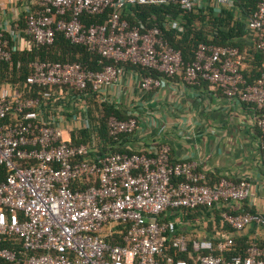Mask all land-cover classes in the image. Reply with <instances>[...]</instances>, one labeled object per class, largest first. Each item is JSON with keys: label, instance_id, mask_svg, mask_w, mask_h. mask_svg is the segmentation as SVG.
I'll list each match as a JSON object with an SVG mask.
<instances>
[{"label": "built area", "instance_id": "obj_1", "mask_svg": "<svg viewBox=\"0 0 264 264\" xmlns=\"http://www.w3.org/2000/svg\"><path fill=\"white\" fill-rule=\"evenodd\" d=\"M206 1L228 9L237 2L36 0L37 8L26 11V28H14L18 36L25 34L20 51L50 46L61 33L71 44L115 64L159 73L141 76L138 87L143 92L166 89L178 76L188 86L205 81L225 97L253 106L264 160V61L252 84L243 74L244 57L237 47L201 44L195 60L185 63L164 38V30L184 31L180 19L168 17L149 26L135 14L147 5L192 12ZM106 13L102 23L86 20ZM245 25L254 47L264 54V2ZM16 51L0 26V65L10 62ZM29 67L32 73L22 85L0 87V166L6 169L0 180V242L8 239L22 246L20 251L0 246V264L15 262L19 254L25 264H264V245L256 241L249 242L244 254L224 256L236 235L254 224L264 227L262 214L226 210L254 197L250 180L222 178L210 185L193 163L172 162L167 145L147 156L98 154L84 143H72L71 132L63 127L66 112L78 111L72 121L91 129L84 111L87 99L119 85L126 74L123 67L108 64L95 72L79 62L49 61ZM107 128L111 138L132 135L138 119L112 115ZM197 208L218 209L231 231L201 239L179 231L177 212Z\"/></svg>", "mask_w": 264, "mask_h": 264}, {"label": "crops", "instance_id": "obj_2", "mask_svg": "<svg viewBox=\"0 0 264 264\" xmlns=\"http://www.w3.org/2000/svg\"><path fill=\"white\" fill-rule=\"evenodd\" d=\"M35 2L33 0L29 7L33 8ZM201 9L207 11V4ZM229 10L238 18L235 9ZM2 12L0 26L5 30L10 47L19 52L23 33L18 36L14 27L25 12H17L14 20L10 16H2ZM11 21L14 22L13 26ZM254 42L250 34L241 39L245 56L248 55L244 63L246 72L255 66L251 51L254 50ZM125 70L126 74L119 85L87 99V109L84 111L88 116L89 109H95V104H105L116 108L126 118L136 117V132L125 136L119 146L124 152L153 156L161 145H167L171 149L172 161L193 163L197 171L206 175L210 185L226 177L233 181L250 180L254 183V197L240 205L232 203L231 206L264 215V160L259 151L260 135L254 121V107L225 97L207 82L188 86L180 77L171 79L166 89L143 92L138 87L141 74ZM7 83L10 84L4 82L0 87ZM95 114L98 116V111ZM76 115L79 114L75 110L66 112L67 121L65 119L63 127L71 132V138L77 133L80 140L86 141L82 143L94 151H101L105 142L96 134L95 138L94 135L83 137L85 128L72 121ZM174 218L178 220V230L192 238H210L223 228L220 213L217 220L211 210L209 213L203 210L178 211ZM224 229L228 230L227 226ZM236 237L264 243V227L251 225Z\"/></svg>", "mask_w": 264, "mask_h": 264}, {"label": "trees", "instance_id": "obj_3", "mask_svg": "<svg viewBox=\"0 0 264 264\" xmlns=\"http://www.w3.org/2000/svg\"><path fill=\"white\" fill-rule=\"evenodd\" d=\"M260 2H264V0H237L234 9L240 13L239 15H242V17L238 18L233 14V11L222 7V9H218V6V8L215 7V9H211L209 11H205L200 8L192 12H184L177 6L147 5L136 8L135 14L137 19L143 20L149 26H154L155 24L161 25V23L168 17L180 19L184 27V31L179 33L174 30H164V38L171 46L181 53L185 63H191L195 60L196 53L201 44L237 47L240 49L241 55L244 57L243 62L245 63L248 55L245 56V46L241 43V39L245 38L248 34L252 35L250 31L246 29L245 19L254 14ZM36 8L37 6L34 5L33 9ZM26 18V13H23L19 21H17L20 29L22 30L26 28ZM106 18H108L107 13L105 15L87 16L86 20L88 22L102 23ZM129 20L136 23L134 17L129 16ZM24 35L25 34L23 33V36ZM251 51H253V65L255 66L249 72H246L245 69H243V74L249 84L254 83L260 77L264 61V54L262 52L258 51L255 47L254 50ZM34 61H49L52 63L62 64L79 62L87 69L95 72L101 71L108 64H114L127 70H133L134 72L141 74V76H160L159 73L144 69L140 66L132 64H115L114 62L109 61L96 53L88 51L85 46L71 44L61 33H57L54 44L50 46H33L31 50L14 52L10 62H2L0 65V84L9 82L12 84L22 85L24 79L32 73V69L29 65ZM200 82L203 83L205 81ZM95 111H98V116L95 114ZM89 113L93 126L91 129L83 130V134L85 135H83V137H86V135L92 136L96 134L101 141L103 140L105 142L103 147H101V151H96L98 154H132L124 152L119 147L125 136H120L118 139H115L111 138L108 133L107 121L110 116L113 115L119 119H126L125 116L121 115L120 111L105 104H95V109L90 108ZM77 135L80 137L77 133L72 135V143L78 144L85 141L84 139L80 140ZM5 176L6 169L5 167L0 166V180L4 179ZM74 186L76 187L77 185L75 184ZM196 210H203L208 213L210 212V210L206 208H197L190 211ZM226 210L232 215H239L245 212L255 213L252 211H242L240 208L234 207H228ZM211 211L214 212V215L218 220L220 211L218 209H213ZM224 227L225 225H223V228L220 230L228 232L231 231L228 226V230H225ZM249 242L251 241L235 237L234 245L231 251L225 253L224 256L226 258H231L234 255L244 254ZM259 244L264 245V243ZM0 246L17 249L19 251L22 247L20 243L10 241L8 239L2 240V242H0ZM24 260V256L19 254L15 262H4L3 264H25Z\"/></svg>", "mask_w": 264, "mask_h": 264}, {"label": "rangeland", "instance_id": "obj_4", "mask_svg": "<svg viewBox=\"0 0 264 264\" xmlns=\"http://www.w3.org/2000/svg\"><path fill=\"white\" fill-rule=\"evenodd\" d=\"M32 2L33 0H0V14L2 11H4V13L2 12L3 13L2 16L4 17L10 16V19H13V17H16L17 12L23 13L24 10V12L26 13L27 10L31 9L32 7L29 6L32 5ZM206 4H207V9H206L207 11L211 9H215L214 7H216V6H212L210 2L208 3V1H206ZM237 13H238V17H242V15H239L240 13L238 11L236 12V14ZM12 21L10 22V24H12L13 26L14 22Z\"/></svg>", "mask_w": 264, "mask_h": 264}]
</instances>
